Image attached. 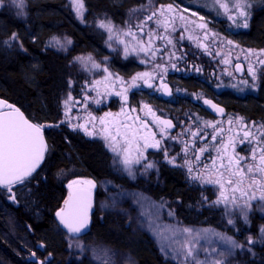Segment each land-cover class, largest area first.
Returning <instances> with one entry per match:
<instances>
[{"label": "trees", "instance_id": "1", "mask_svg": "<svg viewBox=\"0 0 264 264\" xmlns=\"http://www.w3.org/2000/svg\"><path fill=\"white\" fill-rule=\"evenodd\" d=\"M84 1L87 15L83 24L75 17L69 0H27V16L22 19L9 6L0 7V97L20 106L33 121L45 125L60 122L63 100L83 72L73 63L75 57L95 54L103 47L105 36L97 22L110 19L123 25L130 10L145 0ZM250 11L249 27L240 32L241 40L264 47V0H254ZM13 33L18 39H10ZM53 36L71 38V50L65 54L49 47ZM21 43L27 51L21 49ZM46 132L47 159L30 183L15 189L18 203L8 201L6 191L0 190V264H33L26 260L33 252L42 260L51 254L48 264H91L86 256H73L66 231L55 215L68 194L66 184L71 178L106 181L131 192L146 189L156 200L176 209L188 224L217 226L222 218L221 211L200 205L203 191L189 183L183 169L161 165L147 179L134 181L116 171L113 156L101 143L66 127H47ZM253 220L256 225L258 221ZM128 231L125 228V236ZM83 235L113 249L130 251L136 264H178L166 258L154 242L135 243L129 248L119 222L105 218L98 210L93 213L91 229Z\"/></svg>", "mask_w": 264, "mask_h": 264}, {"label": "snow or ice", "instance_id": "2", "mask_svg": "<svg viewBox=\"0 0 264 264\" xmlns=\"http://www.w3.org/2000/svg\"><path fill=\"white\" fill-rule=\"evenodd\" d=\"M14 4L18 7H23L24 0H12ZM71 5L76 12L77 18L81 19L83 22L84 17V0H70ZM254 0H212V7L218 12L222 10L223 15L231 21L232 25L235 27L248 28L249 20L251 17V7ZM5 0H0V5H3ZM131 11H138L133 9ZM188 9L177 10L171 4L161 5L152 12L150 15L146 16L139 24L135 26L136 31H133L132 26H129L127 31L123 32L124 36L131 37L135 43H128L124 40H119L121 44H124V55L127 57L130 53H144L146 56H155L156 51L153 47L155 39H166L167 43L171 44L172 40L167 37L157 36L156 29L149 28L145 33V29L148 28L149 22L156 24L157 28L163 26L165 31L171 26L172 22L176 19L181 21H186L187 23H195V21L188 20L187 17L183 15ZM193 16L198 15V13L193 12ZM201 23L196 26L200 29L205 30V38L208 36L207 23L204 22V17H199ZM98 27L106 30L109 34V40L113 37H118V33L110 19L100 20L98 22ZM175 31V28H172ZM138 33L146 34L148 37L147 43L142 39H138ZM215 36V34H212ZM12 40L18 39V34L13 33L10 37ZM183 39V36H181ZM66 44H71L70 39L65 38ZM55 42V45L64 48L65 43L62 42L58 37L53 36L51 38L50 44ZM228 44H232V41H228ZM22 50L27 51L23 48V44H20ZM219 54V53H218ZM248 55H255L257 57L256 64L264 68V59L259 57L264 55V49L259 52H253V50H248ZM248 55L245 59H248ZM77 60L83 61L85 58L77 57ZM91 62L92 68L99 69L100 64L96 63L89 56L87 58ZM146 62V61H145ZM224 63H229L225 60ZM175 67V65H173ZM106 75L103 77V81L96 80L93 82L94 86H99L102 82L111 81V86H114L116 81H119L121 91L115 93L117 96L123 97L127 101V93L129 89L137 87L138 81H143L148 87H153L150 83L151 74L148 72L137 73L131 78V82L127 87H123L125 81L123 78L116 76L113 79V73L109 72L107 67L103 68ZM199 71V69H197ZM236 71H243V67L240 64L236 65ZM248 74L251 76L253 83L248 84L245 80L243 83L254 88L255 81L258 79L257 68L250 62L248 65ZM231 75V73H228ZM264 74V73H262ZM109 84H105V88L109 87ZM163 90L168 91L167 85L163 86ZM170 95V91H168ZM97 95H101L97 91ZM89 97L85 95V104ZM73 98L69 94L68 99L65 100V117L71 119L69 116L70 102ZM96 104L101 103L100 99H95ZM205 104L211 105L219 113H223L224 110L219 108L217 105L212 104L211 101L205 100ZM145 109L151 113L154 117V122L159 126L160 138L157 139V133L152 131L147 122L140 121L139 117H126L127 119L133 120V123H119L117 124L116 116L125 113L126 109L122 108L121 113L112 114L107 112L104 116L99 118L91 116L87 123L84 124H72L73 128L83 129L86 135H102L106 141H109L107 147L116 154L117 157H122V159L115 160L116 163L122 164L124 169L128 172L130 176L134 177L132 172L133 164H140L142 161L147 160L145 156V151L148 148H154L162 150L164 152V159L168 163L174 166L187 167L188 175L193 181H200L205 184L218 185L220 189V194L218 198L213 201V204L219 205L224 204L228 216H232L234 211H238L242 214L244 221H248V212L252 208L253 201L264 202V124L257 125L256 122H252L249 126L245 123L244 118L237 117L236 123L239 125V129L233 132L231 125L233 121L229 119V128L227 131L230 133L227 140L223 139L224 129L219 127V122L206 121L205 127H211L213 132L211 134V140L216 141L218 136L221 137L220 144L208 145L205 144L203 147L196 148L195 139L189 141H181L183 147L181 148V153L185 157L189 153L194 152L195 163L192 159H184L182 165H176L177 156H169L168 149L164 146L165 135H169L170 139L179 140V136L171 137L169 130L174 128L175 125L171 120L161 119L152 112L148 105H144ZM135 111V109H131ZM112 117L111 120L108 118ZM99 119L100 131H95L96 124L95 121ZM139 122L137 126L136 122ZM61 121L60 123H64ZM88 123L91 124V130L88 127ZM58 125H43L38 123H33L28 118L25 117L24 113L21 112L20 108L15 105L9 104L5 100H0V190H5L13 203H18L16 192L13 191L14 186L24 187L27 183L31 182L33 178V173L36 172L37 168L40 166L41 162L44 160L46 151L48 150V145L44 139L43 130L46 127H56ZM116 126V134L113 135L111 127ZM185 131H190L185 129ZM182 135V134H181ZM207 133L201 135V130L191 132L193 138H198L200 140L205 139ZM119 137V139L117 138ZM235 137H239V144H250L253 145L249 149V156H242L236 152L237 140ZM210 148H214L217 155L215 157H209L211 160L210 164H204L203 168H199L198 165L201 162V157L204 156L206 152H209ZM231 149V151H229ZM155 167L154 163L148 162L144 165L145 170ZM95 182L92 180H73L68 184L69 195L68 198L64 200V206L61 207L56 213V217L59 219V223L67 229L70 234H79L83 230L87 229L90 218L89 209L92 208V189L95 188ZM237 193L239 195H237ZM205 199H207L205 197ZM115 203V198H113ZM231 205V209H229ZM172 215V213H169ZM229 225L235 226V220L229 218L227 220ZM203 239L208 240V229H204ZM183 233H186L192 239L186 240L184 244L181 245V249L184 252L185 260L191 259V264H208L207 255L217 254L223 255L222 253H216L215 249L211 250V253H207L204 261H200L195 257L199 255V252L203 249H198L196 244L201 238V233L196 232L193 235L194 230L191 228L182 229ZM261 239H264V227L260 228ZM212 235L216 236L219 240L224 241L227 245H230L228 249L231 253L232 249H245V245L237 242L230 236L222 233L212 232ZM248 244L256 243L251 236L247 238ZM72 245L70 244L69 247ZM82 247V245H77ZM43 247V245H40ZM250 251L251 249H245ZM165 251V248H162ZM34 257L35 252L31 253ZM51 255V254H49ZM48 258H45V261ZM45 261H40L39 264H45ZM211 264H223L220 259H214Z\"/></svg>", "mask_w": 264, "mask_h": 264}, {"label": "flooded vegetation", "instance_id": "3", "mask_svg": "<svg viewBox=\"0 0 264 264\" xmlns=\"http://www.w3.org/2000/svg\"><path fill=\"white\" fill-rule=\"evenodd\" d=\"M171 2L190 7L183 1ZM161 5H164V3L158 4L157 8ZM146 16L148 14L145 12L140 13L141 20H144ZM214 19L216 23L212 21L213 25L207 27L209 33L207 38H205L204 29L179 19L172 22L167 31L163 26L157 28L155 23L149 22V24H153L152 29H156L157 36L172 40V43L169 44L166 39H158L157 44L153 46L155 49H159L156 51V58L150 59L149 62L150 83L153 87H148L142 80L138 81L137 87L129 89L127 101H125L123 97L115 94L121 91L122 86L119 81H116L114 86H111V82H102L99 86H94L93 82L99 80V78L82 70L83 72L76 77L72 91L69 93L73 98L70 102L71 111L69 112L71 119L65 117L64 101L60 122H65H59L58 127L69 128L72 132L82 135L87 140L99 142L109 152L107 149L109 141H106L102 135H86L83 129L73 128L72 124L87 123L90 119L89 114L99 118L107 112L114 115L121 113V109L125 108V113L116 116L117 124H131L133 120L126 117H139L140 121L148 123L149 127L157 133V139H159L161 135L159 126L154 122V117L148 109L144 108V105H148L155 115L171 120L175 125L174 130L169 131V134L171 137L179 136V140L170 139L169 135H165L163 141L164 146L168 149L169 156H173L181 153L183 147L181 141L195 139L196 148L203 147L205 144L216 146L220 144V136L216 141L211 140L213 129L205 127L206 121L219 122V127L225 130L223 133L224 140H227L230 135L227 131L230 127L229 119L233 121L231 125L233 132L239 129V125L236 123L237 117L244 118L245 123L249 126L252 125V122H256L258 126L264 124V74H262L264 68L256 64L257 57L255 55H248L249 49L255 53L264 49V47H254V45L242 41L240 37L242 27L227 25V22L221 19ZM179 25H181V28L178 27ZM173 27L175 31L172 30ZM133 31H136V28ZM146 32L147 28L145 29ZM186 33H188L186 38L188 40L181 39V36L185 37ZM213 33L215 36L212 35ZM138 34L148 39L146 34ZM190 37H194L196 42L190 41ZM228 41H232V44H228ZM246 55H248V59H245ZM259 58L264 59V55ZM225 60H228L229 63H224ZM250 62L257 68L258 73L254 88L243 83L245 80L248 81L249 85L253 83L247 71ZM237 64L242 65L243 71H236ZM117 71L119 72L118 76L125 81L123 87H127L132 77H128L121 67H118ZM228 73H231V75ZM106 83L110 85L107 90L105 88ZM164 85H167V89L170 88L171 95H167L168 91L163 90ZM97 91L101 95L98 96ZM85 95L89 97L86 104ZM95 99H100L101 103L96 104ZM205 100L211 101L212 104L222 108L224 112H217L211 105L205 104ZM131 109H135V111H131ZM108 119L111 120L112 117ZM140 121L136 122L137 126H139ZM95 124V131L99 132L101 127L99 119L95 121ZM88 127L91 130L90 123H88ZM189 128L190 131H185ZM198 129L201 130V135L208 134L205 139L200 140L191 136V132ZM111 131L115 135L116 126H112ZM117 138L119 139V137ZM235 139L237 140L236 152L242 156H249V149L253 145L239 144V137H235ZM194 152L195 150L189 153L187 157L181 153L177 156L176 163L182 165L184 159H192L195 163ZM159 153L164 155L162 150L148 148L144 154L151 158L158 156ZM216 155L214 148H210L209 152L201 157L198 167L203 168L204 164H210L209 157H215ZM181 168L188 173L187 167ZM216 186L218 185H210L213 190Z\"/></svg>", "mask_w": 264, "mask_h": 264}, {"label": "rangeland", "instance_id": "4", "mask_svg": "<svg viewBox=\"0 0 264 264\" xmlns=\"http://www.w3.org/2000/svg\"><path fill=\"white\" fill-rule=\"evenodd\" d=\"M113 1L120 2L121 0ZM183 2L187 3V5L192 8L184 5L180 6L171 1H169V3L168 1H165L163 3L164 5L171 4L177 10L188 9V11L184 12L183 15L187 17L188 20L195 21V23H190L193 24V26L201 23L199 19L200 16L204 17V22L207 23V27H211L210 25H213L212 21L216 23L214 18H218L227 22V25H232L231 21H229L226 16L223 15L222 10H220L218 14V12L212 7V0H183ZM69 3L71 5L70 0ZM158 4L162 3L159 0H145L141 5L132 8V10L137 9L138 11L130 10L126 18V22L123 25L116 24L112 21L117 33L119 34L118 37H113L112 40H109V34L106 30L98 27L102 31L103 36H105L103 47L99 48V50H96L95 54L87 53L76 56L73 63L78 66L80 70L98 77L99 80H103V77L106 75V73L103 71L104 67H107L109 72L113 73V79L118 76V67H121V69L127 73L128 77H133L137 73H149L150 59L156 58L157 53L155 56H146L144 53H130L127 57H125L124 44H121L119 40H124L128 43H135L131 37L124 36L123 32L127 31L129 26H132V29H134L136 26L135 23L139 24L142 21L140 19V13L145 12L146 14L150 15L151 12L156 11ZM3 6H9L12 8L16 15L21 19L27 16V0H24L23 7H18L12 2V0H5V3L0 5V7ZM84 6L85 11L82 22L81 19L77 18L76 12L71 5L75 17L79 22H81V24L85 23L84 21L87 15L85 1ZM193 12L198 13V15L193 16ZM152 25L153 24L148 25L147 31L149 28L152 29ZM178 27L181 28V25ZM242 29L244 30L246 28ZM55 37H58L62 42H64L65 47L60 48L55 45V42L50 44L51 39L48 43V46L54 48L58 52L67 54L73 46L72 39L67 36ZM187 37L188 33H186L185 37L183 38L186 39ZM65 38L70 39L72 43L66 44ZM137 38L142 39L145 43H147V38L142 37L139 34ZM157 40L158 39H155L153 46L157 44ZM189 40L196 42L194 37H190ZM89 56L93 61L101 65L99 69L92 68L91 62L87 60ZM77 57H83L85 59L80 61L76 59ZM107 149L113 156V166L116 171L127 175L134 181L141 180L143 178L147 179L151 173L157 172L161 165L182 170L181 167L168 163V161L164 159V155L159 153L158 156H155L156 158H149L146 156L147 160L142 161L140 164H133V177L128 174L122 164L115 162V160L122 159V157H117L116 154L109 149V147H107ZM148 162L154 163L155 167L145 170L144 165ZM176 165H180V163H176ZM186 177L189 183L193 185L195 184L202 189L203 192L200 199L202 204L200 203V205H203L204 207H213L214 209L222 212V218L218 220L217 226L185 223L176 214V209L172 208L170 205L166 206L164 201L156 200L155 197L151 196L149 191L146 189L145 191L136 190V192H131L130 190H123L118 186L110 184L109 182H100L87 177L71 178L67 181L66 187L69 191L68 184L73 180L94 181L96 185V187L92 189L94 193V211L98 210L102 215H104L105 218L113 217V219L119 222L120 233L122 234L121 236H124L127 238V240H129V248H133V244L135 243L150 244L151 242H154L157 244L166 258L171 259L178 264H191L192 258L185 260L184 252L181 249V245L184 244L186 240L192 239V237H189L186 233H183L182 229L191 228L194 230L193 235H195L196 232L201 233V238H199L196 247L203 250H201L199 255L195 257L200 261H204L206 258V251L204 250H207V253H211V250L215 249L216 253H222L223 255H207L208 264H211V261L214 259L222 260L223 264H264V239H261L260 233V228L264 227V202H252V208L248 212V221L246 223L242 214H240L238 211H234L232 216H228L225 214L226 209L224 204L216 205L212 203L218 198L220 194L219 186H216L213 190V188L210 187L211 184L193 181L189 177L188 173L186 174ZM98 191L103 192V194L98 195ZM237 195L239 194L237 193ZM205 197L207 199H205ZM113 198H115V203ZM8 201L11 200L8 199ZM229 209H231V205H229ZM169 213H172V215H169ZM229 218L235 220V226L229 225L227 223ZM253 219L258 221L256 222V225H254V223L252 224V221H254ZM253 226L255 228H253ZM125 228L130 230L126 236L124 234ZM204 229L209 230L207 241L202 238V230ZM65 231L69 240V244L72 245L70 250L73 256H86L91 264H136L135 257L129 254L130 251L125 252L124 249H113L107 246L106 243L101 240L90 241L83 235L84 233L70 234L67 230ZM212 232L222 233L230 236L237 242L245 245V249L250 248L251 250L247 251L245 249H232L231 253H229L228 249L230 248V245H227L224 241H221L216 236L212 235ZM249 236H251L253 240L256 241V243L248 244L247 238ZM40 245H43L41 248L45 250V245ZM77 245H82V247H78ZM162 248H165V251H162ZM32 258L33 256L31 254L26 257L27 262L32 261ZM47 258L48 259L46 261L45 259L42 260L45 261V264H48L52 256L49 255ZM33 264H39V262L36 261L33 262Z\"/></svg>", "mask_w": 264, "mask_h": 264}, {"label": "water", "instance_id": "5", "mask_svg": "<svg viewBox=\"0 0 264 264\" xmlns=\"http://www.w3.org/2000/svg\"><path fill=\"white\" fill-rule=\"evenodd\" d=\"M168 91H170V93H171L170 88H168ZM167 95H169V94H167ZM170 95H171V94H170ZM0 100H5V101H7L9 104L15 105L16 107L20 108L21 112L24 113V115H25L26 118H28V119H29L30 121H32L33 123H37V122L33 121L32 119H30V118L27 116V114L25 113V111H24L20 106H18L17 104H15V103H13V102H11V101H9L8 99L3 98V97H0ZM156 116H157V115H156ZM158 117H160V116H158ZM160 118H161L162 120L165 119V118H163V117H160ZM172 123H173V122H172ZM38 124H40V123H38ZM173 124H174V123H173ZM43 125H44V124H43ZM174 128H175V127H174ZM174 128L170 129L169 131H173ZM151 130H152V129H151ZM152 131H153V130H152ZM43 132H44V139H45V141H46V143H47V145H48V150H47L46 153H45L44 160L41 162V164H40V166L37 168L36 172L33 173V176H34L35 174H37V173L41 170V168L43 167V165H44V163H45V161H46V159H47V155H48V151H49V140H48V135H47V132H46V128L43 130ZM17 187H19V186H14L13 191H14V189L17 188ZM69 191H70V190H69ZM69 191H68V194H67V196H66L65 199L68 198ZM63 206H64V202H63V204H62V207H63ZM93 213H94V193H93V191H92V208L89 209V213H88V214H89V218H90V223H89L87 229L83 230L81 233H86V232H88V231L91 229V226H92V223H93ZM57 219H58V218H57ZM58 222H59V219H58ZM59 224H60V223H59ZM60 226H61L64 230H67L66 228H64L63 225L60 224ZM32 261H33V262H36V261L40 262V261H42V260L38 259L37 256L35 255V256L32 258Z\"/></svg>", "mask_w": 264, "mask_h": 264}, {"label": "bare ground", "instance_id": "6", "mask_svg": "<svg viewBox=\"0 0 264 264\" xmlns=\"http://www.w3.org/2000/svg\"><path fill=\"white\" fill-rule=\"evenodd\" d=\"M66 99V98H65ZM65 99L63 100V102L65 101ZM63 204V203H62ZM62 207V206H61ZM38 258V257H37ZM39 259V258H38ZM40 260H42V259H40Z\"/></svg>", "mask_w": 264, "mask_h": 264}]
</instances>
